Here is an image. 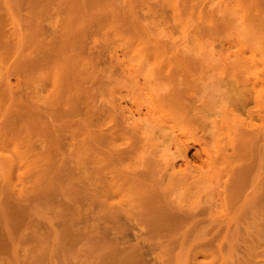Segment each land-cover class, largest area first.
<instances>
[{"label": "rangeland", "instance_id": "374dc122", "mask_svg": "<svg viewBox=\"0 0 264 264\" xmlns=\"http://www.w3.org/2000/svg\"><path fill=\"white\" fill-rule=\"evenodd\" d=\"M81 1L0 0V264H264V0Z\"/></svg>", "mask_w": 264, "mask_h": 264}, {"label": "bare ground", "instance_id": "6f19581e", "mask_svg": "<svg viewBox=\"0 0 264 264\" xmlns=\"http://www.w3.org/2000/svg\"><path fill=\"white\" fill-rule=\"evenodd\" d=\"M82 1H83V2L85 1L84 3H85L87 6H90V7H88L89 9H91V6H92L93 4L95 5V3H93V0H92V3H91L92 5H90L89 0H88L87 2H86V0H82ZM82 1H81V2H82ZM77 2H78V1H77ZM83 2H82L81 4H83ZM79 3H80V2H79ZM87 3H89V4H87ZM77 4H78V3H77ZM77 4H75V5H76V6H75V9H77L78 7L81 9V7H80L81 4H80L79 6H77ZM94 5H93V6H94ZM81 6H84V4L81 5ZM87 6H86V9L84 8L85 10H89V9L87 8ZM93 6H92V7H93ZM95 6H96V5H95ZM95 6L93 7L94 9H95ZM82 8H83V7H82ZM80 9H79V11H80ZM84 9H83V10H84ZM98 10H99V9H98ZM79 13L81 14L82 12L80 11ZM83 13H84V12H83ZM85 13H86V12H85ZM79 17H80V16H78L76 19H80V21H81L83 16H81L80 18H79ZM77 21H79V20H77ZM80 21H79V22H76V24H77V23L81 24L83 20H82L81 22H80ZM79 24H78V25H79ZM79 26H81V25H79ZM79 26H78V27H79ZM248 150H249V149H248ZM244 151H245V150H244ZM245 152H246V151H245ZM249 152H250V151H248V153H249ZM246 154H247V153H246ZM247 169H248V166H247ZM190 214L193 215V213H190ZM193 216H194V218L196 217L195 214H194ZM175 217H176V216H175ZM190 217H192V216H190ZM178 218H179V217H178ZM178 218H177V219H178ZM182 218H183V217H182ZM184 219H185V218L181 219V221H180V220H178V221H179V222H182L181 224H184V222H185V223L187 222V221H185ZM186 219H187V218H186ZM188 219H189V216H188ZM188 219H187V220H188ZM184 225H185V224H184Z\"/></svg>", "mask_w": 264, "mask_h": 264}]
</instances>
